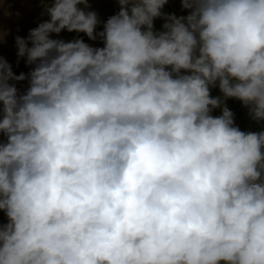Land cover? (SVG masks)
<instances>
[{
	"label": "clouds",
	"instance_id": "obj_1",
	"mask_svg": "<svg viewBox=\"0 0 264 264\" xmlns=\"http://www.w3.org/2000/svg\"><path fill=\"white\" fill-rule=\"evenodd\" d=\"M41 2L29 71L0 56V264H264V0Z\"/></svg>",
	"mask_w": 264,
	"mask_h": 264
},
{
	"label": "rangeland",
	"instance_id": "obj_2",
	"mask_svg": "<svg viewBox=\"0 0 264 264\" xmlns=\"http://www.w3.org/2000/svg\"><path fill=\"white\" fill-rule=\"evenodd\" d=\"M92 7L98 11L102 20H106L110 15L115 14L119 10V0H90ZM10 11L12 15H7L6 12ZM164 11L175 12L179 14H187V9H183L182 0H168L165 5ZM17 12L19 15H17ZM43 12V6L41 0H0V33L7 31L6 38L0 39V56L6 57L13 65L14 71L19 74L20 72H28L30 66L26 63V58H21L17 63V47L15 44L16 35L27 36L29 30L47 19V15H41ZM163 18H157L155 20V26L160 29L163 25ZM103 25H98V30ZM60 36L66 40H70L76 36H83L86 42L94 44L96 46H102V41L99 39L96 41L90 40L85 33H77L75 31L69 32L66 29L60 34H52ZM21 91L27 85V81L16 82ZM215 95H222L218 88H213L212 93ZM228 106L233 110L235 114V122L245 131H259L261 129V123L254 120L250 115L248 108L238 98H228ZM2 108V102H0ZM221 114V109L216 108L213 110V115ZM0 118H2V111H0ZM5 139L2 133H0V142ZM7 222V216L4 210L0 209V223Z\"/></svg>",
	"mask_w": 264,
	"mask_h": 264
},
{
	"label": "trees",
	"instance_id": "obj_3",
	"mask_svg": "<svg viewBox=\"0 0 264 264\" xmlns=\"http://www.w3.org/2000/svg\"><path fill=\"white\" fill-rule=\"evenodd\" d=\"M1 108V107H0Z\"/></svg>",
	"mask_w": 264,
	"mask_h": 264
}]
</instances>
